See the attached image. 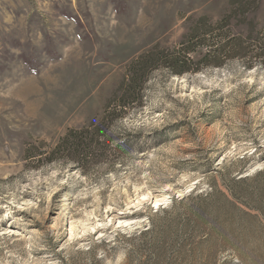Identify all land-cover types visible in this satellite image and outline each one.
Returning a JSON list of instances; mask_svg holds the SVG:
<instances>
[{"label":"rangeland","instance_id":"obj_1","mask_svg":"<svg viewBox=\"0 0 264 264\" xmlns=\"http://www.w3.org/2000/svg\"><path fill=\"white\" fill-rule=\"evenodd\" d=\"M246 10L245 21L230 0H0V264H264V53L155 70L145 103L105 129L101 161H39L101 124L132 64L188 45L199 20L232 13L233 34L263 44L264 0ZM227 171L252 179L249 221L199 200Z\"/></svg>","mask_w":264,"mask_h":264},{"label":"trees","instance_id":"obj_2","mask_svg":"<svg viewBox=\"0 0 264 264\" xmlns=\"http://www.w3.org/2000/svg\"><path fill=\"white\" fill-rule=\"evenodd\" d=\"M249 1L230 0L236 12L235 17L240 16L243 20H247L246 7ZM233 17L231 13L214 26L207 23L206 19H201L199 27L195 28L188 37V45L181 43L179 48L173 50L155 49L141 56L132 64L130 76L122 84L119 94L110 101L102 123L70 130L53 150L48 153L41 152L39 161L45 159L52 163L65 159L82 167L101 161L107 155V149L112 146V140L105 129L114 123L116 117H125L132 105L145 103L141 88L155 70L167 69L174 75L195 74L206 68H220L224 65V60L236 57L250 60L253 56L264 53V43L254 47L252 43H247L246 39L243 40L240 34L238 36L233 34V26H231ZM201 50L205 51L204 55L200 59H195L194 55ZM253 66L251 62L246 65V69L251 70ZM125 146L127 147V145L117 146L115 150L123 153ZM223 176L221 185L216 180H212L214 181L210 183L212 193L200 196V202L207 207L221 208L226 221H229L234 214L237 216L238 213L249 221L248 218L254 216L252 212L259 207L258 202L251 198L252 179H238V176L231 171H227ZM258 176L261 178L260 181L264 180V170ZM262 185L264 186V182Z\"/></svg>","mask_w":264,"mask_h":264},{"label":"bare ground","instance_id":"obj_3","mask_svg":"<svg viewBox=\"0 0 264 264\" xmlns=\"http://www.w3.org/2000/svg\"><path fill=\"white\" fill-rule=\"evenodd\" d=\"M156 205H159L158 201L156 202Z\"/></svg>","mask_w":264,"mask_h":264}]
</instances>
